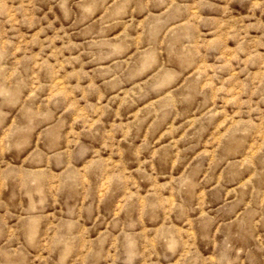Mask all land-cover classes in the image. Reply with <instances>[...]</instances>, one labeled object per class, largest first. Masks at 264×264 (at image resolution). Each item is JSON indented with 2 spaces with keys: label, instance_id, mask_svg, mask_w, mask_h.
<instances>
[{
  "label": "rangeland",
  "instance_id": "374dc122",
  "mask_svg": "<svg viewBox=\"0 0 264 264\" xmlns=\"http://www.w3.org/2000/svg\"><path fill=\"white\" fill-rule=\"evenodd\" d=\"M0 264H264V0H0Z\"/></svg>",
  "mask_w": 264,
  "mask_h": 264
}]
</instances>
